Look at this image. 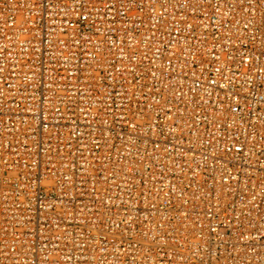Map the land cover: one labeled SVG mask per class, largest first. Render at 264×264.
<instances>
[{
  "label": "built area",
  "instance_id": "1",
  "mask_svg": "<svg viewBox=\"0 0 264 264\" xmlns=\"http://www.w3.org/2000/svg\"><path fill=\"white\" fill-rule=\"evenodd\" d=\"M0 264H264V0H0Z\"/></svg>",
  "mask_w": 264,
  "mask_h": 264
}]
</instances>
